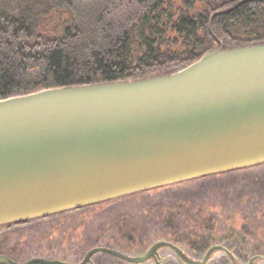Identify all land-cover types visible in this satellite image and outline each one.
<instances>
[{
	"label": "water",
	"instance_id": "95a60500",
	"mask_svg": "<svg viewBox=\"0 0 264 264\" xmlns=\"http://www.w3.org/2000/svg\"><path fill=\"white\" fill-rule=\"evenodd\" d=\"M235 6L209 19L226 15ZM218 43V41H216ZM264 165V42L222 45L183 68L137 80L45 89L0 100V230L133 195ZM172 250L184 264H209L222 245L190 258L171 243L143 255H109L161 264ZM0 264H70L43 258ZM245 264H264L255 255Z\"/></svg>",
	"mask_w": 264,
	"mask_h": 264
},
{
	"label": "trees",
	"instance_id": "16d2710c",
	"mask_svg": "<svg viewBox=\"0 0 264 264\" xmlns=\"http://www.w3.org/2000/svg\"><path fill=\"white\" fill-rule=\"evenodd\" d=\"M240 1L246 0H0V100L188 66L217 47L208 31L212 14ZM212 31L226 49L263 43L264 2L215 17ZM211 212L189 211L182 223L171 216L172 238L193 237V249L224 240L241 258L264 256V205L223 226ZM117 232L104 244L125 253L144 248L126 229Z\"/></svg>",
	"mask_w": 264,
	"mask_h": 264
},
{
	"label": "rangeland",
	"instance_id": "374dc122",
	"mask_svg": "<svg viewBox=\"0 0 264 264\" xmlns=\"http://www.w3.org/2000/svg\"><path fill=\"white\" fill-rule=\"evenodd\" d=\"M259 205H264V165L5 228L0 230V255L18 263L43 258L75 264L91 249L106 247L115 250L108 246L109 243H104L112 237H120L117 231L122 229L135 236L136 244L141 240L144 249L140 254H143L153 243L172 239L173 228L168 221L173 215L182 223L189 220V211L193 214L199 208L209 207L213 210L211 218H216L218 223L220 219L223 226L243 214L245 217L251 208ZM238 211L239 215H236ZM158 254L162 264H182L168 250ZM253 256L239 260L245 264ZM201 257L193 259L200 260ZM119 263L110 257L96 255L90 264ZM209 264L230 263L223 256L216 255Z\"/></svg>",
	"mask_w": 264,
	"mask_h": 264
},
{
	"label": "flooded vegetation",
	"instance_id": "af4514ba",
	"mask_svg": "<svg viewBox=\"0 0 264 264\" xmlns=\"http://www.w3.org/2000/svg\"><path fill=\"white\" fill-rule=\"evenodd\" d=\"M240 2H242V1H240ZM239 2V3H240ZM258 2H264V1H258ZM238 4V3H237ZM235 6V5H234ZM233 7V6H232ZM231 8V7H230ZM229 9V8H228ZM226 10V9H225ZM210 19V18H209ZM208 25H209V21H208ZM208 31H209V29H208ZM211 31H212V22H211ZM212 33H213V31H212ZM209 34H210V32H209ZM214 35V34H213ZM211 36V35H210ZM212 37V36H211ZM215 37V36H214ZM213 40H214V38H212ZM215 39H216V37H215ZM215 41V40H214ZM216 41H218L217 39H216ZM215 41V43L217 44V47L216 48H218V45L220 44V45H222L223 47H225L223 44H221L219 41H218V43ZM22 225V224H21ZM25 225V224H24ZM12 226H18V225H12ZM23 226V225H22ZM11 226H9V228H10ZM8 228V227H7ZM194 238L193 237H190V236H185V237H174V238H172V239H170V240H163V241H165V242H168V243H171L173 246H175V247H177L178 249H180V250H182L185 254H187L190 258H195V257H199L200 255H202V257H201V259L203 258V256H204V254H205V252L210 248V247H212V246H216V245H222L224 248H226L227 250H229V251H232V253H233V255L236 257V258H238V259H241V257L238 255V253H237V249H236V247H232V246H230V245H227L226 244V242L224 241V240H222V241H217V242H214V243H212V244H210V243H208V241H206L203 245H200V246H198V245H196V247H195V249H193V246H194V244H195V242H194V240H193ZM186 240V241H185ZM185 241V242H184ZM157 242H160V241H157ZM156 243V242H155ZM154 244V243H153ZM152 244V245H153ZM151 245V246H152ZM150 246V247H151ZM149 247V248H150ZM148 248V249H149ZM144 249V248H143ZM147 249V250H148ZM146 250V251H147ZM166 250H168V249H166ZM143 251V250H142ZM145 251V252H146ZM170 253H172L175 257H176V259L180 262V263H182V264H184L181 260H180V258L172 251V250H168ZM121 252V251H120ZM144 252V253H145ZM87 253V252H86ZM85 253V254H86ZM122 253H124V254H126V255H130V256H139V255H143V254H140L141 253V251H139L138 253H125V252H122ZM84 254V255H85ZM104 255V254H103ZM159 255V254H158ZM104 256H107V257H110L113 261H117V262H120V263H122V264H130V263H126V262H124V261H122V260H120V259H117V258H115V257H112V256H109V255H104ZM221 256H223L224 258H226L228 261H229V259L225 256V255H221ZM9 258V257H8ZM83 258V257H82ZM9 259H11V258H9ZM12 260V259H11ZM14 261V260H13ZM81 261V260H80ZM147 263H150V262H147ZM147 263H143V264H147ZM229 263H230V261H229ZM162 264V263H161ZM231 264V263H230Z\"/></svg>",
	"mask_w": 264,
	"mask_h": 264
}]
</instances>
